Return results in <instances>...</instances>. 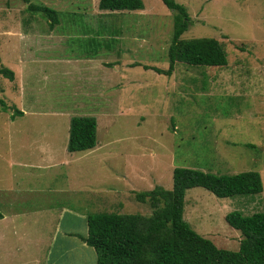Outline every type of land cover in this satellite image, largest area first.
I'll use <instances>...</instances> for the list:
<instances>
[{"label":"rangeland","instance_id":"1","mask_svg":"<svg viewBox=\"0 0 264 264\" xmlns=\"http://www.w3.org/2000/svg\"><path fill=\"white\" fill-rule=\"evenodd\" d=\"M29 1L59 15L51 29L24 0H0V68L14 72L12 81L0 74L9 107L0 106V264H96L86 216H149L135 193L171 189L175 167L259 172V193L185 192L190 227L237 250L240 232L224 216L261 211L264 200V0H174L191 17L180 38L217 39L228 63L176 62L169 76L142 66L169 65L174 12L161 0L124 12L100 10L98 0ZM118 56L126 62L114 66ZM112 80L115 90L100 89ZM14 109L23 114L12 118ZM80 114L95 117L96 146L70 153L69 120Z\"/></svg>","mask_w":264,"mask_h":264},{"label":"trees","instance_id":"2","mask_svg":"<svg viewBox=\"0 0 264 264\" xmlns=\"http://www.w3.org/2000/svg\"><path fill=\"white\" fill-rule=\"evenodd\" d=\"M26 10L40 13L48 19L49 27L58 24L59 12L49 6L24 0ZM173 14V29L167 49L166 69L143 65L157 73L171 75L176 62L190 66L223 67L228 63L224 45L215 38L181 39L191 17L184 5L174 0H161ZM100 10L109 12L140 10L142 0H98ZM0 74L10 81L14 72L1 67ZM0 106L9 109L0 97ZM14 109L11 117L22 115ZM96 119L93 116L73 115L69 120L66 150L92 149L96 145ZM252 144H248L251 146ZM200 186L218 197L254 194L262 191L258 171L234 174H214L199 169L175 167L172 188L155 186L135 193L140 203L152 208L149 216L140 213L98 212L86 216L87 234L83 241L96 252V264H264V200L261 211L244 215L228 212L224 219L240 232L237 250L219 248L207 237L193 230L183 219L184 196L187 189ZM3 215L0 213V219Z\"/></svg>","mask_w":264,"mask_h":264},{"label":"crops","instance_id":"3","mask_svg":"<svg viewBox=\"0 0 264 264\" xmlns=\"http://www.w3.org/2000/svg\"><path fill=\"white\" fill-rule=\"evenodd\" d=\"M97 9V8H96ZM57 25V24H56ZM7 43H9V42H7ZM99 44H101V46L99 47V49L100 48H102V47H104V48H102V49H100V50H103V49H106V48H111L106 42H99ZM29 48H32V45H30L29 46ZM25 51H28L27 53H30V52H32L33 51V48L32 49H29V50H25ZM34 52H37V51H34ZM106 56L107 57H112V56H114V55H112L111 53H106ZM102 58V57H101ZM99 59V58H98ZM98 59H92L91 57H86L85 59H83L82 61L83 62H85L86 64H89L91 67H95L96 65H99V62H98ZM114 59V58H113ZM117 59V62H116V64H114V66L115 65H117L118 64V66H119V64H121V63H125L126 62V60L124 59V58H121V60H119V56H118V58H116ZM137 65H139V64H134L133 66H137ZM143 66V65H142ZM100 67H102V65L100 66ZM98 69H99V67H97ZM103 69H105L106 70V67H102ZM144 68V67H143ZM145 69V68H144ZM93 78H94V76H93ZM116 81V80H115ZM114 81V82H115ZM107 82V81H106ZM105 82V83H106ZM114 82H113V80L111 81V83H109V81L106 83L107 84V87L106 86H101L100 87V89L101 90H103V91H105L106 92V89H116V87H115V84H114ZM128 82H130L129 81V79H128ZM101 84H104V82L103 83H101ZM124 84V81L121 83V85L122 86H124L123 85ZM121 86V87H122ZM84 93H86V92H84ZM80 115H88V116H90V114H80ZM68 132H69V127H68ZM67 141H68V135H67ZM67 145V144H66ZM96 146V145H95ZM51 149V148H50ZM93 149V148H92ZM88 150H91V149H88ZM71 153V152H70ZM112 191V190H111ZM3 220V219H2ZM87 234V227H86V230H85V234H84V236ZM239 246V245H238ZM231 250V249H230Z\"/></svg>","mask_w":264,"mask_h":264}]
</instances>
